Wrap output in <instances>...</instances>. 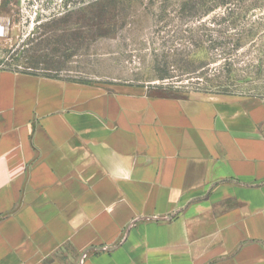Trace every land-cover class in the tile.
I'll return each instance as SVG.
<instances>
[{"label":"crops","instance_id":"obj_1","mask_svg":"<svg viewBox=\"0 0 264 264\" xmlns=\"http://www.w3.org/2000/svg\"><path fill=\"white\" fill-rule=\"evenodd\" d=\"M0 264H264V102L0 67Z\"/></svg>","mask_w":264,"mask_h":264},{"label":"rangeland","instance_id":"obj_2","mask_svg":"<svg viewBox=\"0 0 264 264\" xmlns=\"http://www.w3.org/2000/svg\"><path fill=\"white\" fill-rule=\"evenodd\" d=\"M3 1L11 21L0 34V67L159 95L264 102V0L241 1L233 18L225 6L193 18L181 15L186 0H133L116 31L98 38L92 24L74 25L77 16L68 34L52 24L70 10L91 12L89 0Z\"/></svg>","mask_w":264,"mask_h":264},{"label":"trees","instance_id":"obj_3","mask_svg":"<svg viewBox=\"0 0 264 264\" xmlns=\"http://www.w3.org/2000/svg\"><path fill=\"white\" fill-rule=\"evenodd\" d=\"M132 1L133 0H89L87 2V8L90 7V10H92L91 12L79 13L70 10L64 14L62 13L60 16H56L52 19L53 28L55 30L62 29L64 33L68 34L71 31V18L77 16V20L79 21L77 22L76 20L74 25H77L78 28L83 27L84 23H89L96 27L94 30L96 31L94 33L96 34V38L110 35L116 31L118 22L124 17L126 9L130 6ZM241 1H244L245 4L248 2V0H186L180 12L182 16L196 18L207 15L220 6H225L229 18H233V15H235L234 10L236 7L239 9ZM7 4V2L3 1V6H7Z\"/></svg>","mask_w":264,"mask_h":264},{"label":"water","instance_id":"obj_4","mask_svg":"<svg viewBox=\"0 0 264 264\" xmlns=\"http://www.w3.org/2000/svg\"><path fill=\"white\" fill-rule=\"evenodd\" d=\"M105 250H112L114 249V247H107V248H104Z\"/></svg>","mask_w":264,"mask_h":264}]
</instances>
